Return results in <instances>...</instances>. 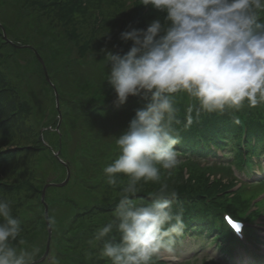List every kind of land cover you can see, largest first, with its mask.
Masks as SVG:
<instances>
[{
    "label": "clouds",
    "instance_id": "obj_1",
    "mask_svg": "<svg viewBox=\"0 0 264 264\" xmlns=\"http://www.w3.org/2000/svg\"><path fill=\"white\" fill-rule=\"evenodd\" d=\"M142 4L162 18L144 29L122 31L120 39L132 42L126 53L105 54L115 104L137 95L147 101L115 137L119 155L103 169L108 185L117 186L119 174L127 177L113 218L89 241L102 244L99 255L111 264H154L173 253L184 234L182 210L173 211L176 193L160 183L161 169H174L178 163L180 137L174 125L181 123L177 105L182 96L188 99L185 129L202 113L223 115L245 103L249 108L264 104V0ZM141 181L160 184L149 201L135 198ZM48 223L54 225V217ZM20 232L21 221L13 216L10 202L0 198V264H35V250H18L11 243ZM47 264L58 260L49 256Z\"/></svg>",
    "mask_w": 264,
    "mask_h": 264
},
{
    "label": "trees",
    "instance_id": "obj_2",
    "mask_svg": "<svg viewBox=\"0 0 264 264\" xmlns=\"http://www.w3.org/2000/svg\"><path fill=\"white\" fill-rule=\"evenodd\" d=\"M130 2V7L128 6L130 14L124 13L120 19L116 20L117 22L114 20L113 23L103 13L99 0H0V25L6 33V38H4L0 27V67L5 68L4 64L7 63H2L4 61L11 62L14 66L17 65L14 59L21 48H17L14 44L31 45L40 56L41 53L48 54L49 52L57 58L63 56L64 59L65 56L66 62L62 64L60 71L56 68L59 74L53 75V82L56 87L59 80L61 82L63 78L68 80L72 84V92L75 93L69 101L70 114L76 113V109H81L78 115L80 129L72 125L69 129L75 133L82 131L78 138L79 141L74 138L73 147L75 150L78 149L82 155L75 157L69 152V160L65 159L72 172L67 184L70 187L64 186L67 192L62 199H59L61 203H66L76 210L67 229L61 232L59 239L55 240L57 249L52 256L56 257L58 264H111L110 260L101 258L99 255V248L102 244L100 242L90 244L89 241L98 228L113 218L112 214L118 204L121 188L127 182V177L119 174L118 185L111 186L106 183L103 169L109 164L111 156L118 152L115 137L127 129L135 110L143 107L147 101L142 98V95H137L129 96L122 105L115 104V92L106 79L110 65L106 64L105 54L108 52L121 55L126 53L132 42L120 39L122 31L132 28L144 29L153 19L162 18L161 13L150 5L142 4V0H130ZM145 7L146 10H144ZM130 17L133 20L131 27L129 26L130 21L128 22ZM261 18L264 19V13L261 14ZM81 41L87 42L90 46L80 44ZM23 49L29 51L27 48ZM90 59L101 62L97 69L92 68V73L98 70L101 74L99 79H95L97 93L94 95H87L92 91L83 86L92 80L89 79L91 75L86 76L84 72L75 73L77 67L83 66ZM48 74L52 78V72L48 71ZM178 95L182 96V94ZM187 105V97L182 96L177 105L178 119L181 123L174 125L180 137V143L175 146L179 164L170 172L160 171V183L168 184L169 191L176 193L173 211L182 210L185 225L191 222L206 221L208 218L209 221L215 219L214 224L220 220L219 213L214 209L226 208L232 212L233 208L240 211L237 205L243 209H246V206L239 204L236 200L224 201L226 195H222V191L224 194L227 193V190L234 184L232 176L221 178L230 176L231 172L228 167L219 166L225 171H213L210 170V166L203 169L199 167L195 158L210 155L216 157V162H211L215 165L229 164L234 169L248 173V169L253 167L251 158H257L258 155L264 153V104L249 108L245 103L241 110L227 112L223 115L202 113L191 127L185 129L184 115ZM24 111L25 109L22 113ZM29 112L31 113V107ZM71 119V117L70 119L65 118V125L68 122L71 123ZM236 120L239 123H236ZM243 129L245 134L242 137ZM1 130L0 136L4 134L3 129ZM60 134H62L61 131ZM111 136L114 146L105 141ZM97 138H101V145H97ZM68 140L69 138L64 140L61 149L66 148ZM49 141L53 142V138L50 137ZM241 143L247 154L245 159L242 157ZM211 145L228 148L234 155L228 156L230 160L225 161V155L218 157L210 149ZM19 154V151L12 149L0 150V193H16L27 184V182L13 181L11 178L15 175L14 162L19 158L17 157ZM70 161L75 165L73 168ZM211 163L207 160L205 165ZM217 174L220 181L212 178ZM60 177L58 181H61L64 176ZM29 185L33 186L31 183ZM159 186V183L141 181L135 198L149 201ZM69 189L74 194H69ZM252 193L254 192L247 193V196ZM92 194L95 201L101 202L100 205H85L92 198ZM251 197L253 196H250L247 201ZM30 211L33 212V209ZM36 219L43 223V217L38 216ZM208 223L211 226V221ZM26 225H30L28 220ZM186 230L189 228L186 227ZM198 231L195 228L194 232ZM23 232H26V229L21 226V233ZM112 235L119 238L115 231ZM182 237L178 238L177 242ZM11 243L18 250L23 247L29 248L20 242ZM225 252L228 250L226 249Z\"/></svg>",
    "mask_w": 264,
    "mask_h": 264
},
{
    "label": "rangeland",
    "instance_id": "obj_3",
    "mask_svg": "<svg viewBox=\"0 0 264 264\" xmlns=\"http://www.w3.org/2000/svg\"><path fill=\"white\" fill-rule=\"evenodd\" d=\"M130 4V0H99V6L103 9V13L113 23L114 20L120 19L124 13L130 14ZM146 9L145 7L144 10ZM129 21L130 23L133 21L131 17ZM131 25L132 23L129 26L131 27ZM1 32L2 35H6L4 28ZM80 44L90 46L84 41H81ZM14 45L18 46L19 44ZM49 53H41L43 59L39 53V57H36L31 50L27 51L21 48L19 54L15 55L16 59H14L17 65L14 66L11 62L4 61L2 63H7L4 64L5 68L0 67V128L4 132L0 136V150L12 149L20 152L17 156L19 158L14 162L15 168L13 169H16L15 175H12L11 178L16 182H27L25 187H22L16 193L1 192L0 198L10 202L13 216L18 218L21 221L22 228L26 229V232H20L15 241L20 242L23 240V244L29 247L27 249L23 247L20 250H27L29 252L35 250L34 261H38L44 255L48 237L44 221L43 203L47 206L48 218L54 217L55 219V224L49 225L51 230L49 253L42 262L35 264H47V258L52 256L54 251L56 252L57 245L55 244V240L60 238L61 232L67 229L68 223H71V217L74 215L76 209L59 201V199L63 198L67 190L64 186L58 187L53 184L61 183L67 171H70V167L64 165L68 163L65 159L69 160V152L72 155L74 154L73 156L75 157L82 155L78 149H73L75 143L74 138L79 141L78 138L82 131L80 130V132L75 133L69 129L70 125L76 127L78 130L80 129L78 115L79 112L81 113V109H76V113L73 112V114H70L69 101L71 96L75 95L71 90L72 84L63 78L62 82L59 80L56 84L55 89L52 88V84H55L53 82V75L59 74L63 66L62 64L66 62V57L64 56V59L63 56L57 58ZM99 65H101V62L90 59L89 62L77 67V70H75V73L84 72L86 76L91 75L89 79L92 80L83 85L92 91L87 95L97 93L95 79H99L101 74H99L98 70L92 73V68L93 70L94 68L97 69ZM42 66L52 72V78L48 77L50 82L47 81ZM73 99L75 100V98ZM30 107L31 113L29 112ZM26 108L28 113L26 112ZM23 109H25L24 113H22ZM70 117L72 118L71 123L68 122L65 125V118L70 119ZM73 127L72 129H74ZM1 129L0 133L2 131ZM60 131L62 134H60ZM112 136L111 138L107 137L105 141L114 146ZM50 137L53 138L54 143L49 141ZM68 138L66 148L61 149L64 140L66 141ZM101 138H97V145L102 144L100 142ZM221 153L222 150H219L218 154L221 155ZM56 154L57 157L55 156ZM118 155L119 149L117 154L111 156L109 164ZM228 155L230 154L228 153ZM203 162L201 161L199 163L201 164L199 166L200 168L206 169L209 167L203 165ZM71 164L73 168L75 165L72 162ZM227 167L229 171H232L230 176L221 178L232 176L236 183L231 185L227 193L224 194L222 191L221 194L226 195L224 201L236 200L239 204L249 209L250 216L246 214V227L252 228L255 235L252 232L248 237H241L248 245L238 244L237 246H233L232 238L226 237L227 231L224 229V221H220L223 224H213L215 219H212L210 220V226L208 218L206 221L188 223L186 225L187 228L192 227L199 230L197 236L182 240V245L178 244L179 252L173 255L164 254L156 258L154 264H264V246L255 247V244L251 243H264V240H260L264 239V186L252 185L251 181L253 178L247 180L249 183H246V187H244L245 185L241 186V182H239L242 179L241 172L237 170L233 171L230 165H227ZM220 168L218 165H210V170L225 171V169ZM253 169L254 171H251V174H257L258 171L255 166ZM171 170L161 169L163 172H170ZM71 173L69 176H71ZM60 174H62L61 177H64L61 181H58ZM212 178L220 181L218 174ZM162 179L164 180L163 176ZM30 183L33 186L29 185ZM217 183L219 182L217 181ZM67 187L69 188L70 185ZM239 187L240 189H238ZM43 188H45L44 193ZM68 191L69 194L73 193L70 189ZM251 191L254 193L247 196V192ZM42 193L43 202H41ZM250 196L253 197L247 201ZM90 204L100 205L101 202L95 201V197L92 194V198L85 205ZM237 206L243 210V207L240 205ZM30 209H33V212ZM232 212L236 215L240 211L233 208ZM38 216L43 217V223L42 221H37L36 218ZM27 220L30 222L29 226L26 225ZM214 243H218L216 247H219L221 252L225 253V256L231 259L230 262L225 263L222 258L217 256L218 250H214ZM226 247L230 248L228 252H225ZM199 248L204 249L200 250ZM188 259L191 260L187 262ZM180 260L182 261L179 262Z\"/></svg>",
    "mask_w": 264,
    "mask_h": 264
},
{
    "label": "water",
    "instance_id": "obj_4",
    "mask_svg": "<svg viewBox=\"0 0 264 264\" xmlns=\"http://www.w3.org/2000/svg\"><path fill=\"white\" fill-rule=\"evenodd\" d=\"M68 178H69V171H67L66 178H65L64 182L59 183V184H53V185L58 186V187L64 186L67 183ZM44 190H45V188H43V193H44ZM43 193H42L41 202H43L42 201L43 200ZM43 205H44V220H45V223H46V229H47L48 237H47V241H46L44 255L38 261H35V263L42 262L45 259V257L47 256V254L49 253V243H50L51 230H50L49 223H48L47 206L44 203H43Z\"/></svg>",
    "mask_w": 264,
    "mask_h": 264
},
{
    "label": "snow or ice",
    "instance_id": "obj_5",
    "mask_svg": "<svg viewBox=\"0 0 264 264\" xmlns=\"http://www.w3.org/2000/svg\"><path fill=\"white\" fill-rule=\"evenodd\" d=\"M235 227V226H234Z\"/></svg>",
    "mask_w": 264,
    "mask_h": 264
}]
</instances>
